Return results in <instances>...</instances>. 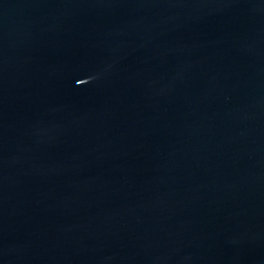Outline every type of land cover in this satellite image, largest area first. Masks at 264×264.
Listing matches in <instances>:
<instances>
[{
	"label": "water",
	"instance_id": "water-1",
	"mask_svg": "<svg viewBox=\"0 0 264 264\" xmlns=\"http://www.w3.org/2000/svg\"><path fill=\"white\" fill-rule=\"evenodd\" d=\"M0 264H264V0H0Z\"/></svg>",
	"mask_w": 264,
	"mask_h": 264
}]
</instances>
